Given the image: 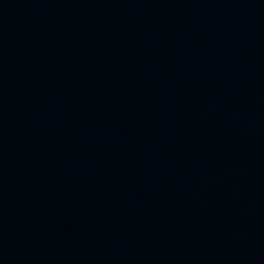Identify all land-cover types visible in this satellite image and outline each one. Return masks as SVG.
<instances>
[{
    "label": "water",
    "instance_id": "1",
    "mask_svg": "<svg viewBox=\"0 0 264 264\" xmlns=\"http://www.w3.org/2000/svg\"><path fill=\"white\" fill-rule=\"evenodd\" d=\"M0 264H264V0H0Z\"/></svg>",
    "mask_w": 264,
    "mask_h": 264
}]
</instances>
